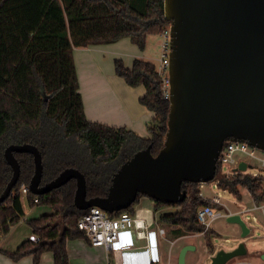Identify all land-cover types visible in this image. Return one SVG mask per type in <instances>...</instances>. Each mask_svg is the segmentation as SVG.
<instances>
[{
	"label": "trees",
	"instance_id": "16d2710c",
	"mask_svg": "<svg viewBox=\"0 0 264 264\" xmlns=\"http://www.w3.org/2000/svg\"><path fill=\"white\" fill-rule=\"evenodd\" d=\"M169 25L164 0H0V195L12 176L4 158L12 144H33L39 149L44 166L42 184L67 168L80 170L86 177L88 198L105 196L116 171L136 152L149 145L154 155L160 151L170 101L156 65L137 58L128 67L121 59L115 60L117 75L128 85L145 86L146 94L140 101L156 114L148 123L150 137H144L126 127L88 120L74 49L130 37L143 51L148 37L162 34ZM15 155L21 175L12 195L0 204V235H6L25 216L20 187L29 184L35 169L32 154ZM221 168L218 162L220 189L241 199L239 187L244 186L256 203L264 201L263 176L240 171L221 175ZM183 189L187 198L180 208L160 216V222L177 238L202 232L198 210L216 206L200 195L201 183L185 182ZM75 191L76 181L71 180L38 195V204H48L52 213L26 219L37 240L27 239L14 252H4L15 261L32 255L35 264L43 253L52 252L55 264H69L67 241L88 240L77 224L88 210L75 206ZM34 197L29 192L32 206L38 205ZM139 198L128 212L134 210ZM163 206L169 205L156 204L157 210ZM123 212L111 215L117 217ZM212 235V229L205 234L208 238Z\"/></svg>",
	"mask_w": 264,
	"mask_h": 264
},
{
	"label": "water",
	"instance_id": "95a60500",
	"mask_svg": "<svg viewBox=\"0 0 264 264\" xmlns=\"http://www.w3.org/2000/svg\"><path fill=\"white\" fill-rule=\"evenodd\" d=\"M164 13L170 22V111L160 151L154 155L149 145L136 152L116 171L105 196L88 198L80 170L67 168L42 184L39 149L12 144L4 153L12 176L0 204L20 179L15 153L33 155L29 188L34 195H46L75 180L78 209L97 206L113 214L128 211L141 195L179 206L187 198L183 183L216 178L226 141H245L264 150V0H164ZM246 168L241 162L239 169ZM227 220L240 225L243 238L250 236L252 230L239 213L229 214ZM195 249L193 244L184 245L178 264H186L188 251ZM247 252L241 242L233 249L218 250L211 264H227Z\"/></svg>",
	"mask_w": 264,
	"mask_h": 264
},
{
	"label": "crops",
	"instance_id": "0c3cea01",
	"mask_svg": "<svg viewBox=\"0 0 264 264\" xmlns=\"http://www.w3.org/2000/svg\"><path fill=\"white\" fill-rule=\"evenodd\" d=\"M151 36L153 35L148 37L143 51L132 42L130 37L122 38L114 43L74 49L79 91L82 94L88 120L109 126L126 127L141 136L150 137L148 123L155 119L156 114L148 110L140 101L146 94V88L143 85L132 87L124 78L118 76L115 60L122 59L126 66L132 67L137 58L153 59L148 50ZM139 203L145 206L151 205L144 197ZM30 230L29 239H35V234L31 228ZM159 246L161 257L164 259L166 254L163 252L161 239H159ZM16 249L2 247L0 243V264H35L32 255L15 261L4 252L12 253ZM67 250L69 264H110L108 252L103 247L92 246L83 238L67 241ZM170 261L169 258L166 264H171ZM39 264H55L54 253H43ZM172 264H176V257Z\"/></svg>",
	"mask_w": 264,
	"mask_h": 264
},
{
	"label": "built area",
	"instance_id": "2783aa9c",
	"mask_svg": "<svg viewBox=\"0 0 264 264\" xmlns=\"http://www.w3.org/2000/svg\"><path fill=\"white\" fill-rule=\"evenodd\" d=\"M161 35L164 38L163 48L166 51L169 49L171 50L170 27ZM169 54H163L161 65L158 68L163 79L164 92L167 98L170 97ZM239 154L246 155L244 157L245 159L239 157ZM249 159L256 161L264 172V150L251 146L245 141L229 140L225 142L223 149L220 151L218 162H220L222 166L226 165L230 167L231 173L223 174L230 175L235 171L247 172V169L253 164ZM241 162L247 164L245 171L239 169ZM251 174L255 177H264V173L261 172ZM217 176L216 174V178ZM216 186L218 187V179ZM262 189L264 191V180ZM29 192H31L29 184H23L20 187V194L22 197L24 195L28 196ZM200 195L204 197L202 191ZM37 196L38 195H35L33 199L36 204L40 202ZM143 197L150 199L147 196H142L141 198ZM251 197L254 205L252 208L234 213H239L242 216L243 213L253 210H262L264 212V201L258 204L252 195ZM208 200L216 206L206 205L198 210V220L204 227V230L200 232L201 235H205L206 232L211 229L215 219L224 215L221 210L224 206L221 200V194ZM156 204L155 201L151 200V205L145 206L141 205L138 201V203L134 205V210L132 212L125 211L117 217H113L100 207L93 206L78 219L77 224L92 246L103 247L108 252L110 264H160L162 262V257L160 254L159 239H166L167 229L160 222L159 211L156 208ZM234 213L230 212L226 214V216ZM253 218L255 221H260V218L256 215L253 216ZM251 230H253V228H251ZM192 235H196V233L187 234L181 238ZM172 245H174V242H172Z\"/></svg>",
	"mask_w": 264,
	"mask_h": 264
},
{
	"label": "rangeland",
	"instance_id": "374dc122",
	"mask_svg": "<svg viewBox=\"0 0 264 264\" xmlns=\"http://www.w3.org/2000/svg\"><path fill=\"white\" fill-rule=\"evenodd\" d=\"M168 27H170V25ZM163 43L164 38L161 34L151 36L148 50L150 51V55L153 59L149 60L145 57L141 59L153 62L156 67L159 68L163 54H169L171 51L170 49L166 51L163 48ZM245 156L246 155L239 154V157L244 158ZM249 161L253 164L247 169L248 173H264L256 161L252 159H249ZM227 173H231L230 167L226 165L222 166L221 175ZM218 177L215 178V180L202 184V193L205 198L211 199L221 194V200L224 204L223 208H221L224 215L215 219L211 226L214 235L208 238L205 235L196 233V235L189 237L177 238L170 233V228L168 226L161 223L167 229V233L166 239L161 240L163 252L166 255L164 259L162 257V262L160 264H166L169 260V257L171 264L174 263V258L176 257L177 264L179 253L185 244H193L196 246L195 250L188 251L186 264H211V256L214 255L218 250L233 249L241 242H245L248 249L247 254L235 257L227 264H264V260L261 258V254L264 252V212L262 210H253L242 214L247 224L253 228L250 236L243 238L241 236L242 231L240 225L229 222L227 220L228 216H226V214L230 212H242L244 209L252 208L254 205L251 194L246 187L240 186L239 191L241 194V199L237 198L230 192L224 191L216 186ZM148 200L149 203H151V200ZM22 204L24 207L25 216H23L19 222L11 226L10 231L6 235H0V243L2 247L16 249V247L25 241V239L30 238L29 234L31 230L27 225L26 219L36 218L43 214L52 213V208L48 204H38L33 206L30 205L27 195L22 197ZM179 208L180 207L178 205L163 206L158 210L159 216L174 212ZM255 215L260 218V221L254 220L253 216ZM172 242H174V245H172Z\"/></svg>",
	"mask_w": 264,
	"mask_h": 264
}]
</instances>
